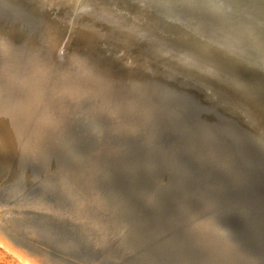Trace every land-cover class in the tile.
Masks as SVG:
<instances>
[{
  "label": "water",
  "instance_id": "water-1",
  "mask_svg": "<svg viewBox=\"0 0 264 264\" xmlns=\"http://www.w3.org/2000/svg\"><path fill=\"white\" fill-rule=\"evenodd\" d=\"M51 23L64 34L47 56ZM0 40L16 64L44 54L42 102L56 80L54 91L73 83L82 100L93 89L137 96L150 113L137 118L140 138L123 146L112 136L119 160L105 156L82 182L71 174L60 184L58 159L131 123L96 109L92 121L66 123L63 147L50 152L58 169L29 163L39 173L25 182L17 170L13 195L4 170L1 202L23 205L15 228L54 235L26 240L32 250L52 264H264V0H0ZM74 44L96 61L89 80L68 51ZM34 199L68 215L37 211Z\"/></svg>",
  "mask_w": 264,
  "mask_h": 264
},
{
  "label": "bare ground",
  "instance_id": "bare-ground-1",
  "mask_svg": "<svg viewBox=\"0 0 264 264\" xmlns=\"http://www.w3.org/2000/svg\"><path fill=\"white\" fill-rule=\"evenodd\" d=\"M46 23H48V22H46ZM58 24L61 25V23L48 24V26H50L49 30L52 31V35L49 37V39L52 42L54 48L51 49L49 53H47L49 50L45 51L46 52L45 55L48 54L47 56L54 55L58 51V49L60 48L59 41H56L55 38H52L54 36L57 39V36L60 35V39H61V36H63V34H64V31L59 32L57 30ZM95 32L97 33L98 30L95 29ZM5 41L6 40H4V41L0 40V46H1V51H0V56H1V60H0V95H4V93H6L8 91V90L7 91L4 90V89H8L7 86L5 85L6 82H8V81H13V83L15 85V90H14V101H13L14 103L12 102L13 104L10 105L11 109L10 110L8 108L6 109V107H4V106H2V108L0 109V111H1V113H0V115H1L0 116V176L4 175V170L6 172L8 171L7 176H8V178H10L8 180V182L16 185L17 183L14 181H16V179H17V175H18L17 170L20 173L27 174V172L29 171V169H28L29 163H41L42 166L45 167V170L43 171L44 173L49 172L51 169L55 168V166H54L55 162H53V160L50 159L51 158L50 154L52 153L53 148L56 147L61 142L60 137H61V134L64 132L63 127L65 124L61 127V125L63 123L60 124V122H61L60 119L58 121L56 120L57 122H59V124L58 123L57 124L53 123L52 125L48 124L46 121H49L51 119L50 113H46V115H44V112H42V110H40V106L43 109H45L48 104H50L52 101L55 100L52 97L53 96L52 93L49 94L47 92V95L45 96L46 100L43 102L41 101V99L44 98V97H42V95H43V79H44V72H45L44 70H42L43 65H41V59H42L41 55H44V54H41V53L35 54V55L31 54L28 56V58H25L21 63L16 64L13 61H11V59L9 57V50L7 47V42H5ZM74 42L76 44L78 41L77 42L74 41ZM75 44L72 45L71 48L68 49V51H72L71 53L73 54L74 57H76L75 58V61L77 62L76 66L80 67V69H82L85 72L84 75L82 76L83 79L89 80L90 76H89L88 71L91 69V67L89 66V64H91V63L87 64L86 63L87 60H85V62H84L83 56H80L77 53L78 46ZM87 46L89 47L88 44H87ZM15 48L17 50L19 49L18 47H15ZM87 59H89V57H87ZM125 63L128 64V60H125ZM97 65L99 66V64H97ZM129 66L132 67L131 64H129ZM56 67H57V63H56ZM38 71H41L43 73V77H42V79H40L42 87L40 88L41 91H40V89L37 90L35 92V95H34L33 92H30L33 87H28V88H24V86L22 87V85H24V83H25L23 76H24V74L28 73L29 75H32L33 77L37 78V77H40V75H35ZM77 74H79V73H76V75ZM93 77L95 78V74ZM3 80H5L4 81L5 84L3 83ZM104 80H105V78L103 76L102 80L96 79V82H98V84H100V83H103ZM114 80H116V79H114ZM51 84L52 85L50 86V88L52 89L54 87V85L56 84L55 80L54 81L52 80ZM110 84L115 85V88H116L115 82H111ZM133 85L135 86V88L140 86V84H137L136 82ZM70 86L68 88H67V86L64 87L63 94H65L68 97L70 96L72 98H80V97H76V94H75L76 86L75 85H73V87L72 86L70 87ZM100 86H103V85H99V87ZM92 93H94V94L92 95ZM32 95H34V96H32ZM99 95H102V92L99 91V93H98L97 89H93L87 95L89 97L86 96L85 99H83V101L86 103V98H87L90 101L92 100V101L96 102V105L95 104H94V106L92 105L94 109L91 107V105H89V106L91 107L92 110L96 109V111H97V109L99 108L100 105L102 107V102L104 100L103 96H99ZM58 99H59V97H58ZM65 99H67V98H65ZM118 99H119V103L116 106L110 107V115L115 119V121H118V122L123 120V119H124V122H126V123H130L131 120L134 121L135 122L134 125H129V126L131 127L130 130H135L137 118L140 117V114H144V115L149 116L150 113L140 112V104L141 103H140V98H138L137 96L127 99L126 95H122V97H119ZM111 100L112 99L109 98V102ZM0 102H1V100H0ZM65 102H67V101H65ZM68 108H69V106H68ZM77 109H75V111ZM34 110H36V111H34ZM12 111L15 112L16 114L13 115L11 113ZM37 111H38V113H37ZM26 114H27V116H26ZM28 116H32L34 118V119H31V123H30V120L28 119L29 118ZM123 116H125V117L123 118ZM71 119L73 120V118H70L69 120H71ZM22 120H23V124H20L19 122ZM50 122H52V121H50ZM53 122H55V121H53ZM64 123H67V122L64 121ZM19 124L21 125V128H20ZM13 134H15V137L13 136ZM28 134H31V135L34 134V137L30 138ZM13 142H17L19 144H15ZM46 153H48V154H46ZM44 167H42V170ZM36 174H37V172H36ZM29 175H31V174L29 173ZM31 177L29 179H31ZM0 186H3V185H0ZM11 195H13V194H11ZM96 198H97V196H96ZM97 200H99V199H97ZM98 204H100V203L97 202L95 205H98ZM33 205H34L35 210L42 211L44 213H49L52 216H55L57 219H61V218L64 219L68 215L67 212H65L63 210H60L58 208H52L51 205H49L44 200H40V201H38V203H35ZM22 206L23 205L19 204V206L16 208L13 205H8L5 203H2L1 199H0V245L2 247H4L6 250L10 251L12 254H14V256L18 257L20 260L24 261L27 264H52L51 259L49 258V255L47 256L46 253L34 251L31 248L34 241L35 242L37 241L36 239L38 238V234H40V233H38L35 230L37 232V234H35L34 230H32L31 232L28 231L29 233L27 234L26 233L27 230H26V231H24L25 235H18V232L15 228V224L13 225L12 220L10 218H8L9 217V216H7L8 214L9 215L14 214L13 211L18 212V208H20ZM97 208H98V206H97ZM109 208H110V206H109ZM14 216H15V214H14ZM77 216H78V213H77ZM31 229H33V228H31ZM6 230H8L7 232H9L8 235H7V232H5ZM200 230L203 231L202 228ZM19 231H20V229H19ZM46 235L47 234H45V236ZM49 236H51V235H49ZM29 239H31L33 241V243L31 245L30 244L27 245L25 242L26 240L30 241ZM24 262H22V263H24Z\"/></svg>",
  "mask_w": 264,
  "mask_h": 264
},
{
  "label": "rangeland",
  "instance_id": "rangeland-1",
  "mask_svg": "<svg viewBox=\"0 0 264 264\" xmlns=\"http://www.w3.org/2000/svg\"><path fill=\"white\" fill-rule=\"evenodd\" d=\"M94 33H96L94 31ZM89 35H87V38H88V41L91 39L92 40V35H90V33L88 32ZM76 42L78 41V39L75 40ZM89 59H87V57H83L84 59V62L85 60L87 64L89 63H95L96 61L92 60V58H90V56H88ZM85 64V63H84ZM90 65V64H89ZM69 66V64H66V63H63V64H60V63H57V67L60 68L61 70V73L63 75H65L68 71V69H66L67 67ZM73 67L70 65V68ZM8 69V68H7ZM66 69V70H65ZM72 69V68H71ZM42 74V75H41ZM76 75V73H74ZM35 75H40V77L42 78L43 77V73L41 71H38ZM44 75H45V72H44ZM40 77H33L32 75H29L28 73L24 74L23 76V79L25 80V83L24 85H22V87L24 86V88H28V87H33L31 89L30 92H33L34 95H35V92L37 90H39L42 86H41V81H40ZM5 80H3V83H4ZM55 83H56V80H55ZM5 84V83H4ZM7 86L8 89H4V90H8L6 93H4V95H0V109L2 108V106L6 107V109L8 108L9 110L11 109L10 108V105H12L14 102V90H15V85L13 83V81H8L6 82L5 84ZM72 87H73V83L70 84ZM69 83H61V87H59L58 90H55L54 91V88L57 86V84L54 85V87L51 89L50 88V91H49V94L52 93V97L55 99L54 101H52L50 104H48L46 106L45 109H42V112H44V115H46V113H50V119L49 121H46L48 124L52 125L53 123L54 124H59V122H57L59 119H60V124L63 123L61 125V127L66 124L64 123V121H66L67 123L68 122H72V119L69 120L70 118H73V120H75V123L76 125L79 124V120L81 118H85L87 121H92L95 117V112L94 110L91 109V107L93 108L94 104L96 105V102L94 101H90L89 99L86 98V103L81 99V98H72V97H68L66 96L65 94H63V96H59V94H57V92H59L60 90L64 91V87L67 86V88L70 86ZM70 86V87H71ZM34 89V90H33ZM41 91V89H40ZM55 92V93H54ZM97 92L99 93V90H97ZM101 92V91H100ZM54 93V94H53ZM57 94V95H56ZM94 93H92L93 95ZM10 95V96H9ZM32 95V96H34ZM61 95V94H60ZM65 95V96H64ZM114 93H102V95H99V96H103L104 100L102 102V107L101 105L99 106V108L97 109V113H99V115H102V116H105L106 119H108V117L112 119H114L111 115H110V107L111 106H116L118 103H119V97L114 99L113 97ZM59 99H58V97ZM61 97V98H60ZM89 97V96H87ZM67 98V99H65ZM109 98H111L112 100L109 102ZM81 99V100H80ZM85 99V97H84ZM77 100V101H76ZM67 101V102H65ZM89 101V102H88ZM13 102V103H12ZM59 102V104L57 103ZM57 103V104H56ZM140 103H141V99H140ZM81 105V106H80ZM85 105V106H84ZM91 105V107L89 106ZM93 105V106H92ZM69 106V108H68ZM80 106V107H79ZM80 109H79V108ZM72 108V109H71ZM78 108V109H77ZM75 109H77L76 111H81L83 110V112H76ZM88 109V110H87ZM94 109V108H93ZM146 104H145V107L142 108V105L140 104V112H145V113H148L146 110ZM64 110V111H63ZM87 110V111H86ZM91 112H90V111ZM109 110V111H108ZM36 111V110H34ZM74 111V112H73ZM108 111V112H107ZM76 112V113H75ZM1 113V111H0ZM13 115H15L16 113L15 112H11ZM38 113V111H37ZM53 113V114H52ZM73 113V114H72ZM31 115V114H30ZM65 115V116H64ZM69 115V116H68ZM1 116V115H0ZM27 116V114H26ZM56 116V117H55ZM63 116V117H62ZM29 120H30V123H31V119H34L32 116H28ZM65 117V118H64ZM27 119V118H26ZM49 119V118H48ZM62 119V120H61ZM77 119V120H76ZM57 120V121H56ZM52 121V122H50ZM55 121V122H53ZM115 121V119H114ZM50 122V123H49ZM20 124H23V120L19 122ZM131 125H134V121H130ZM19 124V125H20ZM112 134L113 135H109V137L106 139V141L104 142L103 139H99V137H96V138H87L86 140H84L83 142L86 141V143L88 144V148L84 151V152H80L78 150V153H75V151H73V149H70L68 151H65V156L67 155L66 158H64L63 160H59L60 161V165L58 166L59 169V183L61 184L62 181L66 180V178L64 177L65 176H68L71 174H73L75 176V180L77 182H82V180H85V178H88V174L90 173L91 174V171L94 172V174H96L98 172V169H99V164L100 162L102 161V159L107 155L109 159H111L112 161L115 159V160H119L118 158V153H117V149H116V145H115V139L113 140V137H116L117 138V141L118 142H123V146H125V143L128 142L131 138L133 139H136V138H140V127L139 126H136V129L135 130H130L131 127L129 129H124V128H120V127H117L115 124L112 125ZM20 128H21V125H20ZM64 128V127H63ZM65 129V128H64ZM101 129V128H99ZM103 132V131H102ZM116 132V133H115ZM29 137H34V134H28ZM13 136L15 137V134H13ZM120 139V140H119ZM8 143V142H7ZM15 144H19L17 142H13ZM62 142H60L58 145H57V148H62ZM104 148V149H103ZM39 149V148H38ZM90 149V150H89ZM38 151V150H37ZM95 153V154H94ZM48 154V153H46ZM109 154V155H108ZM76 164V165H75ZM52 165V164H51ZM66 166V167H65ZM37 169H39V166H36ZM79 168L81 169V174L82 176L79 174H77V170H79ZM83 168V169H82ZM32 173V172H31ZM30 173V174H31ZM39 173V170L37 171V174ZM86 173L87 176H84L83 174ZM36 173H32V175H37ZM18 177L20 179H22V181H27L29 179V173L27 172V174H24L22 173V175H18ZM17 177L16 180H19V178ZM23 177V178H22ZM78 178V179H77ZM25 181V182H26ZM24 182V183H25ZM8 195H11L13 194V192L16 190V186L15 184H11L10 182H8ZM11 186V187H10ZM11 192V193H10ZM97 196H93L95 200V202H98L100 203L99 200V195L97 193L94 192L93 195ZM13 198L14 197H10L9 200L13 201ZM33 205L35 203H38V200L37 199H34V200H31L30 201ZM14 203V201H13ZM101 203L98 204V208H100L101 206ZM96 206V205H95ZM96 206V208H97ZM112 207V208H111ZM17 208V207H16ZM97 208V209H98ZM110 208L111 209H114V211L116 212V207H114L113 205L110 204ZM19 209V208H18ZM22 210V209H21ZM12 215V216H11ZM11 215H7L9 216L8 218H10L13 222V225L15 224V222L13 221V218L15 219L16 218V215L14 216V214H11ZM110 215L112 216L113 218V213H110ZM20 224H17L16 226L18 228L16 229H20V231H17L18 232V235H25V232L28 234L29 232H31L32 230H34V233L37 234L38 233H44V237L46 238H49V239H52V237L54 236L50 231L49 229L47 228H39V231L38 229L32 227L33 229H31V226L30 228L28 229H25L23 228V226H20ZM29 227V226H28ZM44 229V230H43ZM37 232H36V231ZM8 230H6L5 232H7ZM29 231V232H28ZM42 231V232H41ZM21 234H20V233ZM24 232V233H23ZM9 232H7V235H8ZM42 233V234H43ZM38 234V235H40ZM45 234H47L45 236ZM51 235V236H49ZM41 237V236H40ZM21 261V262H20ZM24 261L20 260L18 257L14 256V254H12L10 251L6 250L4 247H2L0 245V264H27V263H22Z\"/></svg>",
  "mask_w": 264,
  "mask_h": 264
}]
</instances>
